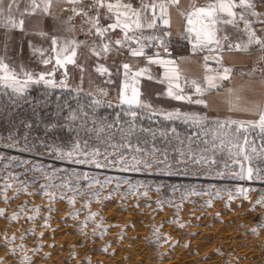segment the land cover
<instances>
[{
  "label": "rangeland",
  "instance_id": "rangeland-1",
  "mask_svg": "<svg viewBox=\"0 0 264 264\" xmlns=\"http://www.w3.org/2000/svg\"><path fill=\"white\" fill-rule=\"evenodd\" d=\"M29 7L30 0H16L13 5L12 15L17 20H24L23 29L7 28L0 23V56L4 57L5 62L17 71L22 65L25 70L34 73L51 71L55 67L57 81L65 78L66 68L69 87L63 89L76 92L75 89L79 87L81 91L77 94L90 95L92 100L102 99L119 106L122 111L118 103L121 80L117 75L118 66L101 60L112 71L111 82H108L106 75L91 69L90 58L84 57L81 52L77 54L76 64H66L65 68L57 67L54 59L47 65L41 62L42 56L48 58L55 55L50 50L51 39L47 34L39 35L51 25L39 9L36 13L26 12L25 9ZM34 49H42L43 52ZM100 88L105 89L107 95L99 93ZM157 90L149 85L142 92L147 91L146 98L154 107L167 110L169 104L155 97ZM9 96L10 90L0 89V209L3 210L0 213V264H113L114 258L121 260L132 253L133 242L146 246L148 264H163L167 256L165 250L173 247H178L190 258L203 253L221 259L220 264H238L240 258L237 260L232 252L242 247L240 245L249 249L254 247L251 250L258 254L254 264H264V227L261 226L264 225V156L243 161L259 169L261 178L241 180L235 176L239 166L233 161L242 160V157L230 156L226 146L213 148L211 123L206 131H202L175 120L173 122L184 126L177 128L172 125L171 128L176 129L172 133L167 131L171 128L143 124L147 115L142 113L136 120L135 132L128 136L119 129H127L129 117L121 120L119 116L118 120L117 117L110 121L102 119L106 125L113 124V127H105L97 138L95 131L87 130L96 127L90 118L83 126H80L79 120L73 122L71 127L74 130H69L66 119L71 112L69 106L65 114L53 121L48 111H28L30 104H18L16 97L9 99ZM180 108L187 111L184 107ZM158 117L163 118L152 116L148 120L156 123ZM215 119L220 118H209V122ZM141 128L152 131L144 132ZM161 129L167 135L162 136ZM152 133H155L154 137ZM257 135L258 130L251 132L250 142H254L252 146L259 152L262 144L256 140ZM75 141L80 142L82 151L91 153L93 148H99L100 154L96 159L104 166L79 164L75 158H57L53 149L68 151ZM214 143L219 145V140ZM129 144L132 147H128ZM246 151L250 153L251 148L247 147ZM121 156L124 157L123 161L120 160ZM133 156L139 161L136 167L141 171L132 170ZM78 158L86 159L83 156ZM145 163L151 167L144 168ZM126 166L128 170H125ZM85 173L88 179L83 178ZM93 178L100 183L92 182ZM108 178H111L110 183L104 185ZM137 181L141 183L133 194L128 187ZM6 185L10 187L6 188ZM41 185L44 187L41 188ZM240 188L247 190V198L238 190ZM97 190H100L99 198L90 195ZM45 191L54 194L55 198L49 199L48 195H44ZM145 191L146 196L142 195ZM230 196L235 199L229 200ZM73 197L74 203H69ZM209 200L211 206L206 203ZM257 200L261 203H256ZM72 212L77 214L70 215ZM17 213V218L12 219L13 214ZM90 213L96 215L93 219H87L86 226L81 230L80 226L85 224ZM112 213L118 216L117 219ZM121 214L124 218H121ZM30 216L33 219H29ZM49 216L51 218L47 219ZM55 223L66 229L67 238L63 245L57 244L56 237L61 233L57 232ZM202 223L207 227L214 226L220 236L215 234L205 239L198 246L202 249L200 252L197 238L205 236V233L202 234L197 228ZM180 224L184 226L180 227ZM154 228H159V239L153 236ZM254 228L256 232H253ZM170 231L172 234H168ZM223 234L231 237L234 246H225L221 238ZM25 256L28 259H24Z\"/></svg>",
  "mask_w": 264,
  "mask_h": 264
},
{
  "label": "snow or ice",
  "instance_id": "snow-or-ice-1",
  "mask_svg": "<svg viewBox=\"0 0 264 264\" xmlns=\"http://www.w3.org/2000/svg\"><path fill=\"white\" fill-rule=\"evenodd\" d=\"M16 0H0V23L4 27L12 29H23L24 20H17L12 15L13 5ZM53 0H30V7L25 11L36 13L39 9L41 14L51 15ZM67 3L73 5L71 11L74 15H81L84 18V24L87 28L84 29V24L81 25L82 30L86 32V35L96 37L91 43L88 40H77L75 37L59 38L55 35L51 36V52L55 55L53 57L44 58L42 56L41 62L45 65L52 62L54 59L55 65L59 68H65L66 64H76V57L78 49L86 48L88 52L96 57L103 56L107 58L110 53H120L123 49H127L129 55L133 58L143 57L146 59L147 64L143 67L133 68L128 62H122L117 68V75L121 77L118 103L122 107L125 116L129 117L128 127L125 130L120 128V132L131 136L136 130V120L143 112L150 118L152 116H161L165 120L175 121L181 120L184 123L195 126L202 131L207 130V125L211 123L212 135H213V148L227 147L230 156L242 157L236 159L233 164L239 166V171L235 173L238 179H260L259 169L246 165L243 161H251L254 156H264V144L261 145V151L257 152V149L252 146L254 142H250V133L258 130V134L264 138V101L261 102H244L243 98L236 94L234 89H227L228 97L227 104L229 111L251 113L256 115L257 119H215L209 122V117L202 111H181L180 108H172L165 110L163 108H156L146 98L147 91L142 92L140 82L142 78H146L148 81L156 80L157 83L164 85L162 93L157 95H165L176 101H184L193 105H203L205 108L209 106L207 99L205 98L208 93L214 90H219L223 87V82L228 80L232 74V67L223 63L222 53L225 51H244L247 52L252 46H258L262 53L260 59L264 60V35H258L255 24H260V32L264 33V12L257 11L255 0H206L202 6H198L195 0H191L187 10L180 9L178 7L179 0H141L139 7H133L132 3L125 2V0H91V3L87 5L88 9H95L94 13L86 11L83 5V0H67ZM177 7L180 16L184 19V30L181 33L183 39L191 45V53L196 54L198 52H207L208 55L203 57L204 76L202 79H190L181 70L177 60H184L185 57H177L176 59L168 58L167 56H161L159 52L148 54L146 49L150 47L161 49L165 54L169 53L168 37L171 32L169 31L171 26L170 8ZM106 10L105 15L109 23L101 24L100 9ZM72 16H69L67 20L61 21L62 24H69L66 31H72L73 27L70 24ZM55 19V18H54ZM119 29L121 35L118 38H113L109 35L110 32ZM231 29V31H229ZM145 30H151L148 34ZM39 35L44 36L46 33L41 31ZM230 37H232L230 39ZM34 51L43 52L42 49H34ZM209 59L213 60L216 64L215 68H212L209 64ZM159 65L164 70L159 78L154 77L150 71V65ZM82 69V66H81ZM56 68L53 67L51 71H40L34 73L30 70H25L23 66H20V71L11 67L5 62L3 56H0V89L10 90L9 99L16 97L17 99L23 98L28 89L33 85H42L45 89L54 88H68L69 85L66 82L67 69L65 68L64 79L57 81L55 79ZM83 71V69H82ZM95 71L101 75L108 77V82H111L112 71L105 64L97 63L95 65ZM262 82H264V75H262ZM191 84L194 88V92H185L184 85ZM77 93L81 91L79 87L75 89ZM98 92L102 95H107V91L103 88L98 89ZM8 94L7 92L5 93ZM15 103V100H12ZM104 103L102 99L94 98L88 105L89 109ZM92 119L95 128L87 129L88 131H95L97 138L99 133L105 130V127L112 128L113 124H105L102 120H98L95 115L90 116L89 112L84 111V106H80V112L71 111L66 118L69 121V130L73 131L71 124L75 121H80V126L86 125L88 120ZM119 119V113L117 114V120ZM54 126V125H50ZM144 132H151V129L141 128ZM167 131L172 133L176 132L175 128H171ZM162 136L167 135V132L163 129L160 130ZM153 137L155 133H152ZM219 140V145L214 141ZM128 147H132L131 144ZM250 147L251 152L246 151V148ZM233 149L235 151L233 152ZM57 153V158L74 159L79 164L96 163L97 167H103L96 157L100 154L99 148H93L91 153L81 150L79 141H75L71 144L68 151H64L63 148L53 149ZM140 151V149H136ZM83 156L86 159H79ZM120 160L123 161L124 157L121 156ZM199 162V161H197ZM139 161L133 156L132 170L141 171L142 169L136 167ZM144 168H149L151 165L145 163ZM127 169V166L125 167ZM217 175H223V173H217ZM79 179V177H77ZM84 179H88L87 174L83 176ZM111 178L105 179L104 185L110 183ZM100 183L99 180L93 181ZM127 182V181H125ZM140 181L129 184L128 191L135 193L136 189L140 186ZM91 186V183L88 187ZM10 185H6V188ZM44 185H41L43 188ZM77 187H79L77 185ZM103 187V185H102ZM119 184H117V189ZM26 191V189H24ZM74 190V189H73ZM102 190V189H101ZM240 192L245 194L247 190L240 188ZM99 191L97 190L90 195L99 198ZM83 194V193H80ZM44 195H48L49 199H54V194H49L46 191ZM142 195H147L145 191ZM219 197V192H217ZM7 199V197H5ZM235 199L230 196L229 200ZM264 199V198H262ZM69 203H74V197L70 198ZM206 203L211 206V200ZM256 203H261L257 200ZM160 204V201H157ZM139 207V205H136ZM179 207V206H178ZM3 210L0 209V213ZM77 213L72 212L70 215L75 216ZM19 214H13L12 219H16ZM96 213H90L86 218L85 224L81 225V230L86 226L87 219H93ZM49 216L47 219H50ZM29 219H33L32 216ZM178 219V218H177ZM183 227V224L179 225ZM264 227V225H261ZM98 227H102L98 225ZM95 231V230H94ZM257 229H253L256 232ZM104 233L102 232L101 235ZM43 235V233H41ZM159 228H154L153 236L159 239ZM123 233H121V239ZM7 239V237H6ZM15 239V237H12ZM21 247H23L21 245ZM107 251V248L103 249ZM38 251V249H34ZM14 254V250H13ZM24 259H28L27 256Z\"/></svg>",
  "mask_w": 264,
  "mask_h": 264
},
{
  "label": "crops",
  "instance_id": "crops-1",
  "mask_svg": "<svg viewBox=\"0 0 264 264\" xmlns=\"http://www.w3.org/2000/svg\"><path fill=\"white\" fill-rule=\"evenodd\" d=\"M67 0H53L51 15H44L46 18V22L51 26L47 27L44 32L47 34L50 39L51 36L55 35L59 38L64 37H75L77 40L79 39L78 31L75 27H73L72 31H66L69 27V24H62L61 21L67 20L66 17L63 16L62 10L65 2ZM125 2L132 3L133 7H139L141 0H125ZM150 2V0H147ZM206 0H195V3L198 6H202ZM191 0H179L178 7L180 9L187 10ZM257 11L264 12V6L256 5ZM170 16H171V26L169 31L171 32L170 37H168V48L169 53L165 54L161 49L150 47L146 49L149 55L159 52L161 56H167L171 59H176L177 57H185L184 60H177L181 70L183 73L189 77L190 79H202L204 76V68H203V57L208 55L207 52H198L196 54L191 53V45L187 42V40L183 39L181 33L184 30V19L180 16L177 7L170 8ZM55 18V19H54ZM254 27L257 29L258 35H264V33L260 32L261 28L260 24H255ZM151 30H145V33L148 34ZM231 31V29H229ZM232 37H230L231 39ZM82 53L84 57H88L89 65L92 70H95V65L97 63H102L100 57H96L95 55L88 52L86 48L78 49L77 54ZM223 63L232 67V74L228 80H226V84H223V87L219 90H214L211 93L206 95V99L208 101L209 106L205 108L203 105H193L184 101H176L171 98H168L165 95H157V93H162L164 89V85L159 84L156 80L148 81L146 78H142L140 82L141 91L144 90L146 86H152L158 88L155 92L156 98H161L164 100L166 104H169V108H180L184 107L187 111H202L207 114L209 118H234V119H257L258 117L251 113H243V112H233L229 111L227 104V89H234L236 94H239L244 102H261L264 101V82H262L263 72L255 71L252 69L247 62L249 60H258L260 59L262 53L260 50H249L247 52L244 51H225L222 54ZM124 62L130 63L133 68H139L145 66L147 61L145 58H133L129 57ZM209 64L212 68L216 67V64L213 60L209 59ZM122 63V62H121ZM121 63L113 64L119 66ZM159 66V65H158ZM161 69V73L153 74L154 77L159 78L163 72V68L159 66ZM185 92L192 93L194 92V88L191 84L184 85ZM171 105V106H170ZM181 109V108H180Z\"/></svg>",
  "mask_w": 264,
  "mask_h": 264
},
{
  "label": "trees",
  "instance_id": "trees-1",
  "mask_svg": "<svg viewBox=\"0 0 264 264\" xmlns=\"http://www.w3.org/2000/svg\"><path fill=\"white\" fill-rule=\"evenodd\" d=\"M91 101V96L84 93L77 94L72 90L63 88L45 89L42 85L33 86L26 94H24L23 98L16 100L18 104H20V102L30 104L28 105V111H48V113L52 114L53 121H57L60 115L65 114L68 106L71 107L70 111H76L79 114L81 105L84 106V111L89 112L90 116L95 115L98 120H113L117 117V113H119L121 120L126 119L124 111H120L121 108L119 106L104 102L94 109H89L88 105ZM53 112H57L59 114H54ZM148 117L149 116L147 115L143 121L140 119H138V121H142L145 125H161L165 129L171 128L172 125H175L177 128L184 126L179 122L168 121L160 117L157 118L156 123H150ZM253 132L256 133L257 130ZM256 140H260V144H264V138H262L259 134L256 136Z\"/></svg>",
  "mask_w": 264,
  "mask_h": 264
},
{
  "label": "bare ground",
  "instance_id": "bare-ground-1",
  "mask_svg": "<svg viewBox=\"0 0 264 264\" xmlns=\"http://www.w3.org/2000/svg\"><path fill=\"white\" fill-rule=\"evenodd\" d=\"M112 207V206H111ZM108 210V209H107ZM110 210V209H109ZM112 210V209H111ZM110 210V211H111ZM109 212V211H108ZM115 212V211H114ZM121 212V211H120ZM107 213V212H106ZM110 213V212H109ZM117 213V212H116ZM119 213V212H118ZM113 214V213H112ZM129 215H131L130 213H128ZM115 217H114V219L116 218V217H118L117 215H115V214H113ZM122 215V214H121ZM240 215V214H239ZM121 218H124L123 217V215H122V217ZM127 218V217H126ZM117 219V218H116ZM129 220H130V218H129ZM118 221V220H117ZM121 221V220H120ZM136 221V220H135ZM242 221V220H241ZM54 225H58L57 223H55ZM115 225V224H114ZM133 225V224H132ZM55 226V228L57 229V232H59V233H61L58 237H56L57 238V240H58V245L60 244H62L63 245V243L62 242H64L65 241V239L67 238L66 237V235H65V233H66V229L64 228V227H60V226H57L56 227ZM65 226V225H64ZM113 226V225H112ZM198 225H196V227H197ZM45 227V226H44ZM52 227V226H51ZM120 227V226H119ZM169 227V226H168ZM193 227V226H192ZM214 227V226H213ZM213 227H207V226H205V225H203V223H202V225L200 224L199 225V227L197 228V229H199V232H202V234H204L205 233V236L203 235L201 238L199 237V238H197V239H199L198 240V242H197V239L195 240L197 243L196 244H198L197 245V247L199 246V244H202L204 241H205V239H207L209 236H212V235H215V234H218L219 233V231H217L216 229H214ZM121 228V227H120ZM136 228H138V227H136ZM143 228V227H142ZM52 229V228H51ZM110 229V228H109ZM114 228H112V230H113ZM193 229H195V227H193ZM228 229V228H227ZM53 230H55V229H53ZM128 230V229H127ZM228 230H230V229H228ZM264 230V229H263ZM138 231H139V229H138ZM171 231H173V230H171ZM170 231V233L168 232V234H172V232ZM175 231L176 230H174L173 232L175 233ZM227 231V230H226ZM231 231V230H230ZM124 232H126V230L124 231ZM132 232V231H131ZM177 232V231H176ZM221 232V231H220ZM262 232V231H261ZM142 233V232H141ZM178 233V232H177ZM229 233V232H228ZM56 234V233H55ZM260 234H262V233H260ZM52 235H54V234H52ZM175 235V234H174ZM177 235V234H176ZM224 235V236H223ZM222 235V239H223V241L225 242V246H229L230 248L232 247V243H233V241H231V237L227 234H223ZM55 236H57V235H55ZM54 236V237H55ZM90 236V235H89ZM197 236V235H196ZM199 236H200V234H199ZM218 236H220V234H218ZM217 236V237H218ZM92 237V236H91ZM70 237H68V239H69ZM45 239V238H44ZM47 239V238H46ZM218 239H220V238H218ZM131 240H133V239H131ZM194 240V239H193ZM221 240V239H220ZM141 241V240H140ZM222 241V240H221ZM57 242V241H56ZM97 243V242H96ZM129 243V242H128ZM248 243V242H247ZM166 244H168V243H166ZM131 245V244H130ZM251 245V244H250ZM129 246V245H128ZM168 246V245H167ZM172 246V245H171ZM234 246V245H233ZM240 246H242V247H239L238 249H234L235 251L234 252H232V253H234V254H236V255H234V256H236L235 258L238 260L239 258V260H238V264H254V262H256V260H258L257 259V255L258 254H256L255 253V251L254 250H251V249H253V248H251V249H249V248H246V247H243V245H240ZM245 246V245H244ZM60 247H62V246H60ZM131 247V246H130ZM129 247V248H130ZM146 247V246H145ZM145 247H143V245L141 244V243H139V242H133L132 243V248L131 249H133L131 252V254H127L126 256H125V258L123 259V258H121V260H118V259H115L114 258V260H113V262H112V260H110L113 264H148V262L146 261V259H149V258H147V253H146V250H145ZM169 247V246H168ZM201 247V246H200ZM63 248V247H62ZM174 248V247H173ZM167 248V250H165V252L167 253H165L167 256H166V258H164V260L162 261V263L163 264H220L221 262H220V260H219V258H216L214 255L212 256L211 254H209V255H205V254H203V253H201V254H199L198 255V257H196V258H190V256L189 255H187L185 252H183L181 249H179L178 247V249L177 248ZM181 248V247H180ZM256 248V247H255ZM127 249V248H126ZM197 249H199V247L197 248ZM206 249V248H205ZM55 250V249H54ZM201 250L202 249H199V251L201 252ZM230 250H232V249H230ZM257 250V249H256ZM188 251V250H187ZM198 251V253H200ZM204 251V250H203ZM258 251V250H257ZM205 252V251H204ZM52 253V252H51ZM50 253V254H51ZM118 253H120V252H118ZM130 253V252H129ZM258 253V252H257ZM261 253V252H260ZM55 254H56V252H55ZM64 254V253H63ZM163 254V253H162ZM220 254V253H219ZM54 255V254H53ZM79 255V254H78ZM117 255H119V254H117ZM124 255V254H123ZM260 255V254H259ZM194 257V256H193ZM38 259V258H37ZM49 259V258H48ZM56 259V258H55ZM103 259V258H102ZM111 259V258H110ZM36 260V259H35ZM151 261V260H150ZM260 261V260H259ZM45 262V261H44ZM15 264V263H14ZM82 264V263H81ZM233 264V263H232Z\"/></svg>",
  "mask_w": 264,
  "mask_h": 264
},
{
  "label": "built area",
  "instance_id": "built-area-1",
  "mask_svg": "<svg viewBox=\"0 0 264 264\" xmlns=\"http://www.w3.org/2000/svg\"><path fill=\"white\" fill-rule=\"evenodd\" d=\"M91 3V0H83V7L85 8L86 11H89L90 14L95 12V9H88L87 5ZM256 5H262L264 6V0H255ZM73 5L70 3L65 2V5L63 6V13L66 19L69 16H72V20L70 21V24L76 28L78 31L79 39L80 40H88L89 43H91L93 40L96 39V37L91 36V35H86V32L82 30L81 25L84 24V18L81 15H74L71 11ZM101 16H100V22L101 24H106L109 23L110 21L107 20V17L105 15L106 10L101 8L100 9ZM87 28V25L84 24V29ZM110 36H112L114 39L118 38L121 33L119 29H116L112 32L109 33ZM250 50H259L258 46H252ZM130 57L129 52L127 49H123L120 53H110L107 58H104L103 56L100 57L101 60H104L110 64H118L121 62H124ZM247 64L254 69L255 71H260L264 73V60L258 59V60H249ZM150 71L154 74H159L161 73V69L158 65L153 64L149 66ZM223 84H226V80L223 82Z\"/></svg>",
  "mask_w": 264,
  "mask_h": 264
}]
</instances>
